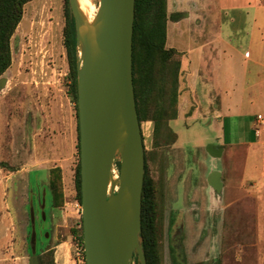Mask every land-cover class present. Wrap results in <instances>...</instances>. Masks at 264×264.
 Instances as JSON below:
<instances>
[{"label":"rangeland","instance_id":"374dc122","mask_svg":"<svg viewBox=\"0 0 264 264\" xmlns=\"http://www.w3.org/2000/svg\"><path fill=\"white\" fill-rule=\"evenodd\" d=\"M98 1L91 0L86 9L90 18ZM187 1V11L180 9V5L167 4L169 46L186 50L188 45L199 48L203 43L211 44L218 29L217 22L212 20L216 12L213 10L224 0ZM64 11L65 0H32L24 5L22 18L10 39L11 64L0 76L7 80L0 88V264H30L29 201L33 200L37 207V191L44 190L46 195L44 220L35 209L36 254L40 252L43 260L51 258L54 264H74L75 247H82L77 233H73L81 224V212L74 206L79 156L76 108L69 91L63 46ZM188 11L199 15L195 22L200 28L191 24L190 28L179 29L191 31L194 41L188 35L180 39L177 29L172 28L173 22ZM237 30L242 37L243 26ZM252 31L250 59H244V41L236 52L230 53L238 90L258 83L256 66L245 69L253 58L259 59L258 26ZM224 34H230L226 27ZM206 51L208 63L205 61L198 69L196 89L188 96L185 85L190 70L181 67L180 52L174 56V60H180L177 109L181 103L184 105V96L189 101L177 118L168 123L176 141L171 144L169 139L167 144L161 141L155 146L153 122L140 125L149 176L155 187L160 264H264V193L243 181L259 171L264 175V136L260 133L264 115L259 112V101L254 99L240 117L227 111V102L213 84L218 70L212 67V45ZM227 59L222 62L223 69ZM256 92L253 90L250 97H258ZM221 105L225 109L222 106L219 111ZM256 114L262 120L257 121V142L252 148L224 144L221 159L206 153L207 146L221 143L223 136L232 142L241 138L243 128L250 138L253 133L247 127ZM249 154L251 175L245 168ZM53 168H59L61 175L62 203L57 209L52 207L48 189ZM212 170L221 171L223 189L219 194L206 182ZM45 232L50 234L48 240Z\"/></svg>","mask_w":264,"mask_h":264},{"label":"water","instance_id":"95a60500","mask_svg":"<svg viewBox=\"0 0 264 264\" xmlns=\"http://www.w3.org/2000/svg\"><path fill=\"white\" fill-rule=\"evenodd\" d=\"M135 0H99L91 20L68 0L76 46L81 222L85 264H147L141 244L144 147L132 76ZM0 78V88L6 83ZM206 153L221 159L223 148ZM207 185L223 189L220 170ZM41 216L45 191L41 193ZM30 264H38L35 215L29 201ZM45 232V238H48Z\"/></svg>","mask_w":264,"mask_h":264},{"label":"trees","instance_id":"16d2710c","mask_svg":"<svg viewBox=\"0 0 264 264\" xmlns=\"http://www.w3.org/2000/svg\"><path fill=\"white\" fill-rule=\"evenodd\" d=\"M30 1L32 0H0V76L11 64L10 39L22 18L24 5ZM64 13L63 46L68 65L69 91L76 108V148L79 156L76 87L77 53L74 23L68 9V0H65ZM167 20V0H135L132 35V76L135 106L140 125L145 121L153 122V144L155 146H159L161 141H163V144H167L169 139L171 144L176 141V135L170 129L168 123L175 120L178 115L176 87L180 60H174V56L178 54L177 50L166 47ZM148 169V154L144 148V182L140 214L141 244L146 263L160 264L156 237L155 187ZM74 184L76 198L80 204L79 159L75 168ZM35 186L38 189L39 184L35 182ZM48 189L52 199V207L57 209L62 203L59 168L51 170ZM73 233H77L78 240L83 247L82 222L80 228L73 230ZM30 234L29 221L28 241L30 240ZM41 237L44 238V234ZM49 237L50 234L46 239L48 240ZM39 254L40 252H37L38 264H54L51 258L43 260ZM134 263L137 264L135 261Z\"/></svg>","mask_w":264,"mask_h":264},{"label":"crops","instance_id":"0c3cea01","mask_svg":"<svg viewBox=\"0 0 264 264\" xmlns=\"http://www.w3.org/2000/svg\"><path fill=\"white\" fill-rule=\"evenodd\" d=\"M175 1V2H174ZM172 3L174 5H180V9H184L183 11H187L186 5L188 3L187 0H167V4ZM259 3H255L253 0H224L223 4L218 5L216 9L213 10L215 12L213 15L212 20L217 22L218 29L215 31V36L211 40V44L209 42L203 43L199 48L196 47H189V45L186 47L187 49L184 50L180 46L172 45L171 47L168 44V37L166 36V47L167 48H173L180 52L181 54V67L187 68L190 70V74L186 78V95L188 96V93L193 94L196 89V79L199 74L198 69L202 67L203 63L206 60V47L209 45H212V67L217 69L216 76L214 77L213 84L218 87V92L222 94V97L224 101L227 102L226 109L231 115L235 117H240L242 114V110L246 105L252 106V100H258L259 101V112L264 115V0H259ZM227 4V5H226ZM249 9V11H248ZM229 11V14L225 13V11ZM182 11V10H181ZM211 12V11H210ZM200 14V13H199ZM201 17L203 16L200 14ZM199 20V15L194 14L193 11H188V13H185L183 17L179 20H175L173 22V29H177L178 34H180V39L184 37V35H188L190 39L194 41L192 32H184L182 29H179L180 27H187L190 28L194 24L197 28H200L199 25H197L195 21ZM202 21V18H200ZM238 26H243V36L240 37L239 31L237 30ZM258 26L259 31V59L253 58V61H250L248 63V66H245V69L248 67L251 68L253 66H256L255 68L258 69V83L253 84L251 86H248L247 88H241L240 90L237 89V84L234 81L235 77V69L230 64L231 55L230 53L236 52L239 47V43L241 41H244L246 46L244 50V59L248 60L251 57V51H252V36H253V27ZM226 27L229 31V35L225 34L223 35V29ZM247 30V31H246ZM174 34V33H173ZM176 38V37H175ZM182 45V43H180ZM225 58H228L227 65L223 69L222 65L225 61ZM253 64V65H252ZM223 69V70H222ZM226 70V71H225ZM212 85V84H210ZM228 90V92H227ZM253 90H257L258 97H250V95L254 94L252 93ZM227 93V96L225 94ZM249 93V95L247 94ZM184 96V105L181 103L178 106V114L184 110V107H187L189 101L188 97ZM225 105V104H224ZM219 108V111H221L222 106ZM250 106V107H251ZM225 109V106H224ZM256 115H253L252 120L250 121V125L247 127L249 130L253 133L250 138H248L245 135V128H243L240 132H243V136L236 141L232 142L227 140L225 136L222 138L221 143H217L220 147L227 145L231 147L236 146H244L247 149H250L253 147L254 144L257 142V135L256 131L259 127L256 121ZM260 133L262 136H264V126H260ZM252 157V154H249L247 157V161L245 163V168L249 175L253 172L252 170V162L250 159ZM254 161V157H253ZM254 164V162H253ZM37 170V169H36ZM246 183H249L250 187L253 189V187H257L260 192L264 193V175L262 174V171H259L255 177H245ZM243 183V182H242ZM253 191V192H257Z\"/></svg>","mask_w":264,"mask_h":264},{"label":"built area","instance_id":"2783aa9c","mask_svg":"<svg viewBox=\"0 0 264 264\" xmlns=\"http://www.w3.org/2000/svg\"><path fill=\"white\" fill-rule=\"evenodd\" d=\"M262 120V116L258 114L256 116V121L260 122ZM258 134V130L256 131V135ZM74 206L76 208V211L79 213L81 212V205L76 201L74 202ZM84 249L82 247H75L74 252V264H84Z\"/></svg>","mask_w":264,"mask_h":264},{"label":"bare ground","instance_id":"6f19581e","mask_svg":"<svg viewBox=\"0 0 264 264\" xmlns=\"http://www.w3.org/2000/svg\"><path fill=\"white\" fill-rule=\"evenodd\" d=\"M78 3L81 11L89 18V20H91L92 18H90L88 12L86 11V9L91 6V0H78Z\"/></svg>","mask_w":264,"mask_h":264},{"label":"flooded vegetation","instance_id":"af4514ba","mask_svg":"<svg viewBox=\"0 0 264 264\" xmlns=\"http://www.w3.org/2000/svg\"><path fill=\"white\" fill-rule=\"evenodd\" d=\"M214 145L217 146V147H220L217 143H215ZM31 201L33 203V200H31ZM36 205H37V207L34 206V204H33V206H34V215H35V209H37L38 212L41 213V206H42V204H41V192H38V191L36 193ZM35 221H36V215H35ZM180 257L182 258V255H180Z\"/></svg>","mask_w":264,"mask_h":264}]
</instances>
